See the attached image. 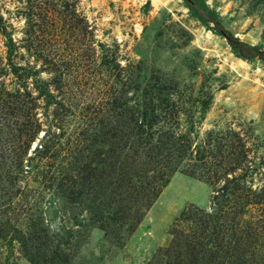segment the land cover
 <instances>
[{
	"label": "rangeland",
	"instance_id": "374dc122",
	"mask_svg": "<svg viewBox=\"0 0 264 264\" xmlns=\"http://www.w3.org/2000/svg\"><path fill=\"white\" fill-rule=\"evenodd\" d=\"M205 2L263 54L183 0H0V264H264V0Z\"/></svg>",
	"mask_w": 264,
	"mask_h": 264
},
{
	"label": "trees",
	"instance_id": "16d2710c",
	"mask_svg": "<svg viewBox=\"0 0 264 264\" xmlns=\"http://www.w3.org/2000/svg\"><path fill=\"white\" fill-rule=\"evenodd\" d=\"M184 6L187 8L189 15L201 23L202 26L206 28V30L210 31L214 35L223 36L224 38H227L228 41L231 44L232 47V53L236 58L242 59L244 55L248 56L249 58L246 59L247 62H249L250 58L258 55L263 54V52L260 50L257 46H250L248 44H243L239 42L238 40H234L231 38V36H228V34L223 31L219 30V26L215 25L211 27V18L209 16V8L205 2V0H183ZM11 47V46H10ZM264 70V66H263ZM122 117V115H120ZM156 119V116H153L152 114H141L138 116L132 115L130 118H128V122L132 124V127L129 129L131 137L135 140V142L138 145L147 144L149 143L151 145V150H155L157 154H160L159 152L162 151L163 144L161 143L162 139L169 140L173 138V134L169 131L165 132L162 130H152L151 126H147L144 128V122H153V120ZM172 136V137H171ZM153 141V142H152ZM248 205V204H247ZM200 226L202 229L206 230L208 227L207 222H201ZM212 227V226H211ZM210 229V228H209ZM213 230V229H212ZM207 244L212 245L214 242V232L213 231H207ZM230 245L227 244V248ZM216 248V244L214 246ZM219 249V248H218ZM235 248H233L234 250ZM202 259V258H201ZM200 259V260H201ZM218 257L212 256L207 259L208 262L215 263V264H244L245 261L243 258H241V254H229V256L225 258H221V261L216 262ZM233 259V260H232ZM199 259H196V262L200 261Z\"/></svg>",
	"mask_w": 264,
	"mask_h": 264
}]
</instances>
